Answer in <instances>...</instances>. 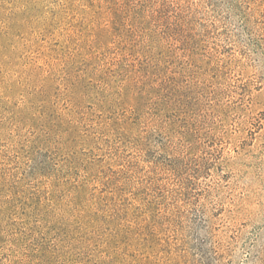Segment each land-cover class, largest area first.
Returning a JSON list of instances; mask_svg holds the SVG:
<instances>
[{"label": "rangeland", "instance_id": "1", "mask_svg": "<svg viewBox=\"0 0 264 264\" xmlns=\"http://www.w3.org/2000/svg\"><path fill=\"white\" fill-rule=\"evenodd\" d=\"M0 264H264V0H0Z\"/></svg>", "mask_w": 264, "mask_h": 264}]
</instances>
